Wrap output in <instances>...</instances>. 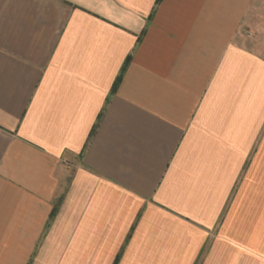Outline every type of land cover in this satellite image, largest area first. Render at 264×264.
Returning <instances> with one entry per match:
<instances>
[{
	"label": "crops",
	"instance_id": "0c3cea01",
	"mask_svg": "<svg viewBox=\"0 0 264 264\" xmlns=\"http://www.w3.org/2000/svg\"><path fill=\"white\" fill-rule=\"evenodd\" d=\"M0 264H264V0H0Z\"/></svg>",
	"mask_w": 264,
	"mask_h": 264
}]
</instances>
